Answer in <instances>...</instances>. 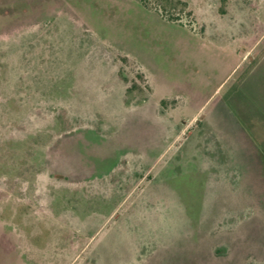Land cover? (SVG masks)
<instances>
[{
  "label": "rangeland",
  "instance_id": "374dc122",
  "mask_svg": "<svg viewBox=\"0 0 264 264\" xmlns=\"http://www.w3.org/2000/svg\"><path fill=\"white\" fill-rule=\"evenodd\" d=\"M0 264H264V0H0Z\"/></svg>",
  "mask_w": 264,
  "mask_h": 264
}]
</instances>
